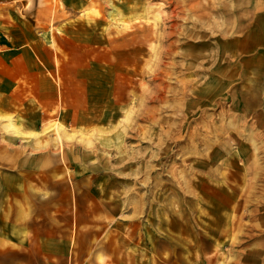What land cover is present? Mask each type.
I'll return each instance as SVG.
<instances>
[{
    "label": "rangeland",
    "instance_id": "obj_1",
    "mask_svg": "<svg viewBox=\"0 0 264 264\" xmlns=\"http://www.w3.org/2000/svg\"><path fill=\"white\" fill-rule=\"evenodd\" d=\"M11 1L0 264H264V0Z\"/></svg>",
    "mask_w": 264,
    "mask_h": 264
},
{
    "label": "crops",
    "instance_id": "obj_2",
    "mask_svg": "<svg viewBox=\"0 0 264 264\" xmlns=\"http://www.w3.org/2000/svg\"><path fill=\"white\" fill-rule=\"evenodd\" d=\"M1 1V0H0ZM10 3L12 2L11 0H8ZM37 12V11H36ZM35 12V13H36ZM21 29H23L22 31H24V39L26 40V41H28L29 43H30V46L31 47H35V46H41V43H40V41L38 40V39H36V35L35 34H33L32 32H33V29H34V26L32 25V24H28V25H22V28ZM31 37H33V38H31ZM34 40H35V42H34ZM9 57V56H8ZM46 61V60H45ZM44 61V62H45ZM36 64H35V62H34V66H35ZM36 67H37V65H36ZM29 70V68L26 70V71H28ZM66 94H67V92H66Z\"/></svg>",
    "mask_w": 264,
    "mask_h": 264
}]
</instances>
